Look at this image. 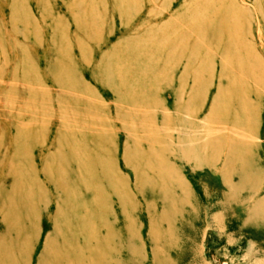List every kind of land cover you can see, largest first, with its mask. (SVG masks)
I'll list each match as a JSON object with an SVG mask.
<instances>
[{
  "label": "rangeland",
  "instance_id": "374dc122",
  "mask_svg": "<svg viewBox=\"0 0 264 264\" xmlns=\"http://www.w3.org/2000/svg\"><path fill=\"white\" fill-rule=\"evenodd\" d=\"M260 199L264 0H0V264H264Z\"/></svg>",
  "mask_w": 264,
  "mask_h": 264
},
{
  "label": "bare ground",
  "instance_id": "6f19581e",
  "mask_svg": "<svg viewBox=\"0 0 264 264\" xmlns=\"http://www.w3.org/2000/svg\"><path fill=\"white\" fill-rule=\"evenodd\" d=\"M189 129V128H188ZM176 130V129H175ZM186 130V129H185ZM184 130V131H185ZM227 132V131H226ZM186 133V132H185ZM211 133V132H210ZM213 134H214V132H213ZM208 135V134H207ZM211 135V134H210ZM191 136V135H190ZM180 140V139H179ZM179 140H177V141H179ZM191 140V139H190ZM197 140V139H196ZM250 140V139H249ZM184 142H182V143H184L185 144V141H186V144H188V143H191V141H189L188 139H184L183 140ZM202 141V140H201ZM201 141H200V143H201ZM180 142V141H179ZM196 142V141H195ZM193 143V142H192ZM197 144V143H196ZM181 145V144H180ZM189 145V144H188ZM191 145H193V144H191ZM179 146V145H178ZM184 146V145H183ZM193 151V148L192 147H189V146H187V148L185 149V150H183V151H181V155L182 156H184V155H190L191 154V152ZM195 151V150H194ZM194 153H192V155H193ZM194 155H196V153L194 154ZM185 156V157H186ZM184 157V158H185ZM186 158H189V157H186ZM190 159V158H189ZM242 183H244L243 182V180H239L238 181V183L237 184H234L233 185V183L230 185L234 190H235V192H236V195H237V197H238V199H237V201L238 200H240V205H239V208H244L245 207V205H248L249 204V198H251V197H245V198H242V191L243 190H241V187H242V185H244V184H242ZM184 185V184H183ZM187 190V189H186ZM185 189H184V191H186ZM244 192V191H243ZM244 196V195H243ZM187 198V197H186ZM254 198V197H253ZM236 201V202H237ZM239 202V201H238ZM263 204H264V199H260L259 201H258V203H257V211H259V212H261L260 210L263 208ZM260 208V209H259ZM250 216V215H249ZM251 217H253V216H251ZM250 218V217H249ZM252 219V218H251ZM249 221V220H248ZM250 222V221H249ZM264 222V221H263ZM110 231V230H109ZM158 249L160 248V244H159V246H156ZM156 248V249H157ZM155 249V250H156ZM112 251V250H111ZM157 255H158V251L157 252H155V259H157ZM163 258V257H162ZM113 260V259H112ZM115 261V260H114ZM109 262V261H108ZM118 262V260L116 261V263ZM110 263V262H109Z\"/></svg>",
  "mask_w": 264,
  "mask_h": 264
}]
</instances>
